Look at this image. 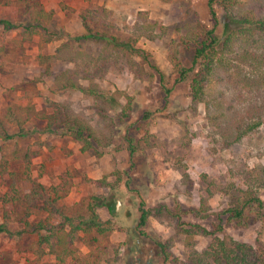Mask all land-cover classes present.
Returning <instances> with one entry per match:
<instances>
[{
    "label": "rangeland",
    "instance_id": "obj_1",
    "mask_svg": "<svg viewBox=\"0 0 264 264\" xmlns=\"http://www.w3.org/2000/svg\"><path fill=\"white\" fill-rule=\"evenodd\" d=\"M32 1L53 11L46 26L72 37L85 33L80 13L101 5L113 17V27H101V31L129 36L138 13L143 11V16L154 24V34L151 38L141 36L136 42L138 48L149 53V60L141 62L142 59L136 57L141 73L135 74L121 58L102 52L103 43L93 37L79 41L73 38L68 44L75 51L90 54L94 60L82 64L69 60L45 61L43 57L54 53L65 41L64 37L57 35L46 42L34 35L23 40L19 29L3 32L0 25V115L12 104L32 107V117L25 124L26 130H30L27 136L6 141L0 137V222L5 221L9 229L8 234L0 233V264L55 263L46 247L39 245V234L21 231L25 213L21 198L33 182L43 184L49 200L68 213L85 212L89 196L94 193L104 194L115 202V216L104 207L98 209L103 219L113 220L112 233L108 236L77 234L75 254L67 264H163V255L155 243L136 233L139 197L126 188L127 175L114 190L96 187L92 179L105 175L109 181H114L112 171L128 166L125 145L120 151L115 149L120 147L122 136L129 129L139 146L128 174L131 186L138 189L147 205L166 203L174 211H181V219L186 223L211 230L218 222L216 214L230 203L233 192L228 190L229 185L235 183L243 187L257 173L263 177V169L259 167L264 166V119L254 132L233 146L224 147L207 121L204 102L191 99L188 80L175 82L173 61L190 65L196 40L201 39L194 37V31L199 25L212 27L208 0ZM234 2L237 16L250 11L255 19L264 17V0ZM20 4V0H0V18L21 20L17 15ZM214 8L220 18L223 8L217 4ZM65 69L78 71L84 86L91 85L88 79H93L98 90L115 97L112 99L117 101V109L99 97L78 90L51 91L54 75ZM160 73L170 89L169 94H165ZM216 79L213 77L207 86L210 99L221 91ZM46 99L63 102L93 128L112 133L111 144L104 148L101 158L82 152L80 143L70 138L34 130L45 123L35 111L49 113L52 110V104ZM123 107L126 119L122 118ZM147 109L152 115L140 121ZM8 128L17 129L11 124ZM15 147L20 151L30 147L36 155L28 163L12 154ZM58 185L61 189L56 196L53 187ZM260 193L264 198V189ZM11 194L16 195L17 200L4 201V196ZM118 211L122 214L116 216ZM29 219L31 222L50 220L54 224L59 221L58 216L44 206L34 209ZM170 222L165 217H150L145 228L152 237L166 241L176 260L185 257L187 252L177 249L180 238L175 236ZM221 223L225 232L235 238L254 246L258 241L264 244V227L260 222L238 227L222 215ZM258 232H261L259 236ZM211 238L197 235L195 248L203 251Z\"/></svg>",
    "mask_w": 264,
    "mask_h": 264
},
{
    "label": "trees",
    "instance_id": "obj_2",
    "mask_svg": "<svg viewBox=\"0 0 264 264\" xmlns=\"http://www.w3.org/2000/svg\"><path fill=\"white\" fill-rule=\"evenodd\" d=\"M20 1L17 15L21 20L12 21L0 18V25L3 32L19 29L23 40H29L34 35L40 36L46 42H50L57 35L64 37L65 41L57 47L54 53L43 57L45 61L69 60L82 64L94 60L90 54L75 51L68 44L70 39L74 38L79 41L89 37L103 43L102 52L121 58L134 69L135 74L141 73L135 58L140 57L141 62L149 60V53L136 46L138 38L141 36L151 38L154 34V24L143 16V11L138 13V17L133 23L132 33L129 36L119 37L101 31V27H113V17L110 16L105 6L101 5L94 10L91 9L92 11L87 10V13H80V22L85 33H79L72 37L69 33L58 32L45 25L52 18V10H46L36 1ZM207 4L213 21L212 27L206 28L204 25H199L194 31V37L201 39L196 40L190 65L173 61L175 82L188 80L191 99L204 102L205 115L209 125L214 128V136H218L219 142L224 147H231L244 136L258 129L264 119V17L255 19L250 16V11H245V14L240 13L237 16L234 0H208ZM216 4L223 8L220 18L214 8ZM218 27H220V32H217ZM97 57L100 58V55ZM162 76L160 73L163 89L165 94H169L170 89L163 82ZM213 77L218 79L216 80L219 81L221 91L213 99H210L207 97V86ZM80 78L78 71L65 69L54 75L50 84L51 91L78 90L86 95L99 97L109 102L108 106L117 109V101L112 99L115 97L98 90L93 79H88L91 85L84 86L81 84ZM46 100L47 103L52 104V110L49 113L35 111V115L44 119L45 123L41 128L34 130L70 138L80 143L82 152H88L101 158L105 153L104 148L111 144L112 133H105L100 129L93 128L79 115L71 112L63 102ZM31 109L32 107L21 104H12L6 108L4 114L0 115V137L2 140L28 135L30 130H26L25 124L32 117ZM122 113V118L126 119L124 107ZM151 115V110H144L140 121ZM9 124L16 127V131H11L8 128ZM136 128L139 129V127ZM122 145H125L128 166L112 171V175L115 176L114 181H109L104 175L101 178L92 179V182L96 187L114 190L127 175V179L124 181L126 188L139 197L137 203L138 221L136 223L138 230L136 233L155 243L163 255V264L174 262L176 264H264V244L262 242L258 241L254 246L251 242L235 238L225 232L221 223L222 215H226V220L238 227L256 222H260L264 227V198L260 193L264 189V166L259 167L260 170L263 169V177L257 173L243 187H239L235 183L229 185L228 190L233 192L230 203L216 214L218 222L213 229L209 230L199 224L186 223L181 219V211H174L166 203L147 205L138 189L133 188L129 180V170L134 165V154L139 147L136 137L130 133L129 129H126L122 136V144L115 150L120 151ZM12 154L29 163L30 159L36 155V151L30 147L20 151L15 147ZM250 171L253 172L254 169ZM255 171L259 172V170ZM89 182L91 181L89 180ZM53 188L57 196L61 186ZM11 189H13V185ZM13 190L15 191V189ZM48 197L45 186L36 182H33L29 191L23 194L21 202L24 205L25 213L22 218L21 231L39 234V245L46 247L47 254L54 258V264H67L71 261L75 254L74 239L77 234L108 236L114 230L113 220L111 218L103 219L98 212L99 208L104 207L110 215L115 216V202L112 203L106 195L99 193L90 195L83 213L65 212ZM15 200H17L16 195L4 196V201ZM40 206H44L45 209L50 208V211L58 216L59 221L56 224L50 220L31 222L29 217L34 209L40 208ZM120 214L122 213L118 211L116 216ZM150 217H165L171 221L175 236L180 238L177 249L187 252L185 257H176L178 259L174 260L172 258L173 251L169 249L166 241L149 234L145 226ZM0 233H9L5 221L0 222ZM259 234L261 232L257 233L258 236ZM197 235L212 236L207 248L201 252L195 248Z\"/></svg>",
    "mask_w": 264,
    "mask_h": 264
}]
</instances>
